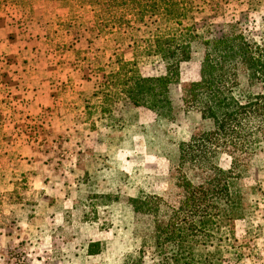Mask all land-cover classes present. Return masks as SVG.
Segmentation results:
<instances>
[{"label": "rangeland", "instance_id": "374dc122", "mask_svg": "<svg viewBox=\"0 0 264 264\" xmlns=\"http://www.w3.org/2000/svg\"><path fill=\"white\" fill-rule=\"evenodd\" d=\"M187 1L183 24L199 37L179 65V82L168 87L170 105L155 112L94 95L105 91L120 61L136 63L143 77L165 74L163 62L140 47L147 27L133 9L118 8L129 22L112 23L113 9L81 0H0L2 125L21 120L10 105L14 66L26 63L34 36L40 50L71 64L67 81L83 95H61L50 112L35 116L39 125L24 116L28 136L39 135V184L30 174L0 180V264H125L128 257L142 264H264V142L236 164L222 151L201 163L194 152L195 160L188 156L180 164L181 144L212 128L197 107L184 105L188 85L199 78L202 40L229 33L258 40L264 0ZM244 90L236 92L240 98ZM182 180L206 183L204 189L219 186L205 192L219 216L201 222L190 205L183 206L186 239L179 252L173 243L154 241L153 217L134 212L132 201L155 195L176 210L188 194ZM226 195L234 201L230 211Z\"/></svg>", "mask_w": 264, "mask_h": 264}, {"label": "trees", "instance_id": "16d2710c", "mask_svg": "<svg viewBox=\"0 0 264 264\" xmlns=\"http://www.w3.org/2000/svg\"><path fill=\"white\" fill-rule=\"evenodd\" d=\"M81 1L99 10L113 9L112 23L129 22L124 20L122 13H118V8L133 9L136 21L147 27V38L139 43L144 55L157 57L165 67L163 76L143 77L135 70L136 63L117 59L120 61L118 71L109 75L105 91L94 95L97 97L100 94L103 101L109 97L113 101L123 99L133 106H144L155 112L169 106L168 87L179 82V65L190 58L191 43L199 37L193 26L183 24L190 3L187 0ZM103 15L105 13L100 17ZM104 26L107 27V24ZM202 44L204 50L199 78L188 85L184 105L197 107L201 117L211 121L212 128L193 135L189 143L181 144L180 164L188 156L195 160L194 152L200 154L201 163L206 161L207 155L217 151L229 154L236 164L264 142V32L258 40L247 38L242 33H229L212 39L204 38ZM243 86L245 94L240 98L236 92L241 91ZM182 181L181 186L187 189L188 194L178 202L176 210L155 195L132 201L134 212L153 217L154 241L157 244L173 243L179 252L186 239L184 222L187 217L182 214L183 206L190 205V214L194 217L198 215L201 222L208 221L212 215L219 216L216 204L212 200L207 201L205 194L217 190L219 186L215 184L204 189L206 183L194 185ZM222 189L230 191L227 185ZM221 199L218 200L223 201ZM225 199L227 201L223 202L230 204V211L234 201L229 195ZM200 203L208 207L204 209L199 206ZM189 254L194 256L192 250ZM174 257L178 261L179 258ZM141 261L140 258L128 257L125 264H142Z\"/></svg>", "mask_w": 264, "mask_h": 264}, {"label": "crops", "instance_id": "0c3cea01", "mask_svg": "<svg viewBox=\"0 0 264 264\" xmlns=\"http://www.w3.org/2000/svg\"><path fill=\"white\" fill-rule=\"evenodd\" d=\"M38 43L39 39L37 41L34 36L27 44L33 45L32 54L28 56L27 47L26 63L22 66V61H19L17 66H14L17 71L13 74L16 84L11 87L13 101L10 105H15L11 106V109L17 111L15 116H19L21 120L7 119L3 121V125L0 121L4 128L0 130V180L3 178L9 182L15 180V176L30 174L36 180L35 186L39 184V135L29 137L23 122L27 123L32 119L39 125V118L35 116L46 109L50 112L54 105L59 103L60 96H66L67 92L70 99L77 100L83 96L78 84L73 85L72 81L68 80V87L67 77L73 70L71 64L62 63L47 50H40L39 46H35ZM81 87L83 89L86 86L82 83ZM24 116L29 117L26 122Z\"/></svg>", "mask_w": 264, "mask_h": 264}]
</instances>
